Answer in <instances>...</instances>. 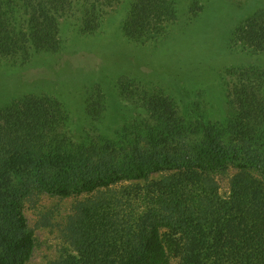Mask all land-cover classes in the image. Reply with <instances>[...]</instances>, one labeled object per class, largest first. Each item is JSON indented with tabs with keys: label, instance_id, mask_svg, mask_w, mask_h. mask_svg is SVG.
I'll use <instances>...</instances> for the list:
<instances>
[{
	"label": "trees",
	"instance_id": "16d2710c",
	"mask_svg": "<svg viewBox=\"0 0 264 264\" xmlns=\"http://www.w3.org/2000/svg\"><path fill=\"white\" fill-rule=\"evenodd\" d=\"M122 1L0 0V64L34 63L35 57L30 58L38 52L56 49L66 36L61 30L62 19H70L81 33L95 35L109 21L104 14ZM167 1L130 2L135 12L125 20V29L131 35L142 34L147 27L132 28L135 22L130 20L146 23L152 13L147 24L156 23ZM96 16H102L100 22ZM246 20L248 24L239 28L240 39L264 51V6L256 7ZM261 83L242 73H229L225 92L233 112L220 121L197 119L187 124L177 116L178 110L168 97L153 98L148 106L153 109L154 122L141 126L140 134L162 155H135L131 165L118 161L117 166L124 165L121 170L105 175L75 172L90 163L91 150L100 161L107 159L109 150L105 148L112 149L113 140L100 136L90 142V150L76 148L63 131L56 101L38 92L14 96L0 104V183L8 181L11 170L41 168L45 178L36 177L35 187L68 196L121 181L141 182L151 172L174 171L172 179L147 189L143 195L148 199L146 209L131 221L123 218V213L120 216L122 204L117 210L101 200L83 208V216L75 223L76 253L68 254L63 264H169L172 251L179 253L178 264H264ZM190 136H195L193 144ZM178 138L185 140L186 151H190L180 160L163 154V149ZM229 169H235L230 193L222 196L211 175ZM2 200L0 264H26L35 238L23 205L18 198ZM8 207L14 209L12 222L3 219L2 209Z\"/></svg>",
	"mask_w": 264,
	"mask_h": 264
},
{
	"label": "rangeland",
	"instance_id": "374dc122",
	"mask_svg": "<svg viewBox=\"0 0 264 264\" xmlns=\"http://www.w3.org/2000/svg\"><path fill=\"white\" fill-rule=\"evenodd\" d=\"M127 1L104 14L109 21L95 35L81 33L70 19H62L66 36L56 49L38 52L30 58L35 57L34 63L0 64V104L25 92H38L57 102L58 119L76 148L90 150V142L100 136L113 140V148H105L107 159L100 161L91 150L90 163L75 175H105L121 170L124 165L117 166L118 161L131 165L136 156H161L162 151L152 150L140 134L141 126L154 122L148 104L155 97H168L187 124L197 119L220 121L233 112L225 92L229 73L261 80L264 86V51L240 39L239 33L248 14L264 6V0H169L156 23L147 24L152 13L146 23L131 19L132 28L148 29L132 35L124 23L135 8L130 4L133 0ZM95 18L100 22L102 16ZM188 140L193 144L195 136ZM175 141L163 154L180 160L190 151L183 138ZM40 169L11 170L8 181L0 183V203L4 197L18 198L35 238L26 264H63L68 254L76 253L75 223L87 205L104 200L118 210L122 204L120 216L123 213L131 221L146 209L147 189L175 175L151 172L141 182L121 181L61 196L35 187L36 177L45 178ZM234 173L229 169L211 175L222 196L230 193ZM2 213L5 221L12 222L13 207L3 208ZM172 252L169 264H178L179 253Z\"/></svg>",
	"mask_w": 264,
	"mask_h": 264
}]
</instances>
